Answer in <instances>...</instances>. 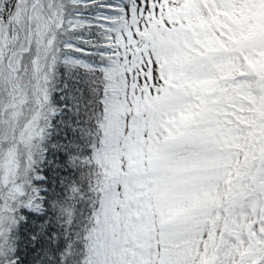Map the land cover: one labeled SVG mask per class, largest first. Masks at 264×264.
I'll use <instances>...</instances> for the list:
<instances>
[{
    "label": "snow or ice",
    "instance_id": "snow-or-ice-1",
    "mask_svg": "<svg viewBox=\"0 0 264 264\" xmlns=\"http://www.w3.org/2000/svg\"><path fill=\"white\" fill-rule=\"evenodd\" d=\"M0 264H264V0H0Z\"/></svg>",
    "mask_w": 264,
    "mask_h": 264
}]
</instances>
